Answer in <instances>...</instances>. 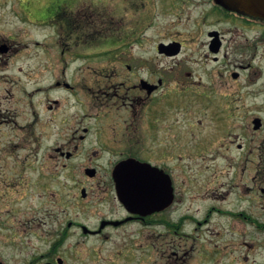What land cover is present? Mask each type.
<instances>
[{
	"label": "flooded vegetation",
	"instance_id": "1",
	"mask_svg": "<svg viewBox=\"0 0 264 264\" xmlns=\"http://www.w3.org/2000/svg\"><path fill=\"white\" fill-rule=\"evenodd\" d=\"M35 7L13 11L25 26L22 40L0 35V62L20 57L24 64L16 71L24 81L20 106L10 104V90L0 95V128L21 134L19 149L43 140L35 130L45 125L69 133L49 148L52 169L45 152L32 154L42 163L21 187L35 188L33 216H24L29 206L18 209L20 217L0 210V264H110L104 248L87 242L108 243L130 225L135 264H264V201H253V185L222 191L218 171L191 167L167 145L211 138L195 137L190 107L219 123L249 109L257 114L235 140H264V18L218 0H36ZM31 30L41 37L29 39ZM189 48L209 57L186 56ZM202 57L215 65L209 96L183 73ZM62 94L82 113L62 110ZM14 147L6 145L9 156ZM127 160L154 169L139 179L153 191L139 192L132 210L119 201L113 178ZM252 171L245 182H254ZM1 183L6 197L21 184ZM49 184L56 188L47 192ZM122 251L124 259L131 254Z\"/></svg>",
	"mask_w": 264,
	"mask_h": 264
},
{
	"label": "rangeland",
	"instance_id": "2",
	"mask_svg": "<svg viewBox=\"0 0 264 264\" xmlns=\"http://www.w3.org/2000/svg\"><path fill=\"white\" fill-rule=\"evenodd\" d=\"M35 6L36 0H0V35L11 34V36H15L18 40H22V28H25V26L23 22H21L20 17L13 15V11L17 10L19 7L22 10L37 8ZM40 37L41 34L37 31H30L29 39H39ZM195 51L196 53L193 54ZM204 52L205 49H200L198 51V49L189 48L186 51V56L198 58L206 55L209 57L207 51ZM23 65L20 57L13 59L10 65H3L0 62V95L3 94L5 90H10L13 93V99L10 104L15 101V105L17 106H20V84H24L21 83L24 81H21V79L19 80L16 71L18 67H23ZM80 66L79 64L78 67ZM97 66L100 67V65H95V67ZM213 69H215V65H212L208 58L204 60L202 57L199 63H190L186 65L183 69V73L191 72L192 78L202 82V84L197 87V91L209 96L207 92H210V86L213 85ZM78 80V84L85 83V81H81L83 80L82 76L79 77ZM61 98L64 99L62 110H72L76 111L78 114L82 113L80 106L72 107V99L70 101L69 97H66L64 94H62ZM188 101L190 103L189 99ZM37 108L41 113V106ZM198 108L200 109L199 101ZM196 110L198 109L192 107L188 109V114L191 115L189 122L197 124L200 128L195 132V137L206 136L211 138L209 140H168L167 145L170 147L171 152L173 149V154H183V158H186V163L191 164L193 168H203L208 172L218 171L216 174L220 178V184L223 185L222 191L228 186L234 188L235 186L243 184H247L248 186L252 184L253 201H264V195L260 193V189H264V140H235L236 137L241 139V128L245 126L246 121H249L250 118L257 113L250 112L248 109L246 110L247 115L243 116V110L239 109L234 112L235 114L233 113L234 116L232 119L226 120L223 118L222 122L219 123L207 109H205L203 113H199ZM221 115L223 116L222 113ZM260 116L264 119V114H260ZM46 120L48 121V119ZM89 126H91V124ZM35 132L36 134H39V132L44 133L43 140H40V142L36 144H33L32 140H25V145L29 146L30 149H19L18 142L20 144L22 141L21 134L17 130L5 134V130L0 128V191L3 196L0 210L3 212H12L16 214L17 217L21 216L20 210L18 209L22 208L24 211L27 206H29V209L24 216H33V206L36 204L38 205L37 194L33 192L35 188L32 187V185L29 188L21 187L22 184L23 186L26 185L27 178L31 181L34 179L36 169H39L42 163L41 159L39 161L34 159L32 154L38 152L41 157L45 152L47 160L45 169L47 171L52 169V162L48 159V154L52 153L49 151V148H51L53 142L59 140V134H61L60 140H63L65 134L69 133V130L64 126L63 129H58V127L54 125H45L43 128L36 129ZM97 132L98 129L96 127L92 129L89 140H95ZM11 142L15 147L12 156H9L10 153L5 147L8 144L10 145ZM38 146L39 149L37 148ZM5 150L7 152H5ZM22 158H28L24 166L20 162ZM60 161L62 163L64 162V160ZM243 169H246V172L242 173L241 171ZM250 169L253 170L252 174L255 176L253 183L245 182L247 180L246 178L250 177ZM74 173L79 174L80 170L77 168ZM235 174H237V179L240 181L239 183L234 179L233 175ZM5 179H13L14 185H18L19 181L21 183L19 187H12L13 190L8 189L9 193L7 197V194L2 192L3 183H1V181ZM55 188L53 184H49L47 192ZM24 195L29 196L25 198ZM233 199L232 196L228 198L230 201ZM13 210H18V212H14ZM135 228L136 225H130L122 230L114 231L111 240L105 244H101L100 241L89 240V242H87V248H104L106 253L109 254L110 264H120L123 263L124 260L127 264H135L133 252L138 248V242H135ZM125 234L130 236L126 235L125 237ZM123 249L131 250V254L125 259L121 257Z\"/></svg>",
	"mask_w": 264,
	"mask_h": 264
},
{
	"label": "water",
	"instance_id": "3",
	"mask_svg": "<svg viewBox=\"0 0 264 264\" xmlns=\"http://www.w3.org/2000/svg\"><path fill=\"white\" fill-rule=\"evenodd\" d=\"M225 8L244 14L264 18V0H218ZM150 165L135 160L121 162L114 171V180L120 200L131 210L139 202L137 194L153 191L150 182H140L144 177L151 178Z\"/></svg>",
	"mask_w": 264,
	"mask_h": 264
}]
</instances>
